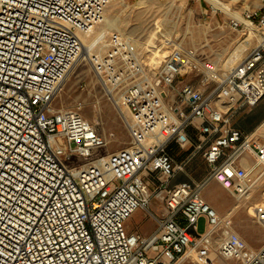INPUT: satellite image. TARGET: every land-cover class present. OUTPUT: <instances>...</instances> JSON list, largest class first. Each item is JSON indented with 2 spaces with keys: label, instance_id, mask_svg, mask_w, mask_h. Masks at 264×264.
I'll return each instance as SVG.
<instances>
[{
  "label": "built area",
  "instance_id": "built-area-1",
  "mask_svg": "<svg viewBox=\"0 0 264 264\" xmlns=\"http://www.w3.org/2000/svg\"><path fill=\"white\" fill-rule=\"evenodd\" d=\"M109 3L0 0V264H178L191 246L212 264L217 237L224 264H264V245L250 246L203 193L215 178L248 198L264 178V138L232 120L264 97V0L230 19L258 33L230 67L178 40L156 64L132 35L102 33L89 61L131 135L104 152L106 136L82 103L53 100ZM172 143L190 147V158L202 154L207 177L171 184L184 168ZM137 208L157 219L148 234L126 227ZM254 214L264 225L263 203Z\"/></svg>",
  "mask_w": 264,
  "mask_h": 264
},
{
  "label": "rangeland",
  "instance_id": "rangeland-1",
  "mask_svg": "<svg viewBox=\"0 0 264 264\" xmlns=\"http://www.w3.org/2000/svg\"><path fill=\"white\" fill-rule=\"evenodd\" d=\"M260 3L261 0H110L105 13L119 22L108 28V31L116 29L132 35L138 45L148 51V56L154 58L156 64L165 60L172 44L171 40H178L187 45H199L215 65L230 67L246 53V48L256 43L253 40L255 30L250 29V33H243L230 25V19L239 13L242 15L246 10L259 7ZM104 26L103 21L93 29V36L90 38L99 34ZM246 35L248 37L245 39H249L250 43L241 52L238 49L245 41L243 38ZM100 47L101 45H95L94 49ZM79 58L71 67L67 79L53 100V105L71 108L81 102L82 114L106 136L107 143L102 151L111 152L126 147L130 143L131 135L117 104L100 83L89 59L83 56ZM232 120L236 126L254 131L256 135L264 138V97L255 104L241 105L232 114ZM175 151L179 161L188 153L183 146L176 147ZM191 158L198 161L188 172V178H206L209 165L203 155L198 153ZM212 180L216 182H211ZM154 181L157 183V179H152V187L156 184ZM203 193L220 214H229L230 227L244 237L250 246L252 245L244 233L252 229L253 223L257 224L264 234V225L257 220L253 211L254 206L264 204V178L260 179L248 198L237 197L215 178L207 181ZM207 196L217 200L220 208L232 204L236 205V210L223 213ZM157 204L158 200L153 199L151 207ZM152 223L153 219L142 208L133 214V224L138 228L149 227ZM206 227L205 217H201L198 229L202 231ZM218 243L219 237L214 239L212 245V252L218 258L214 264H224V259L217 254ZM199 263L197 251L191 246L178 264Z\"/></svg>",
  "mask_w": 264,
  "mask_h": 264
},
{
  "label": "crops",
  "instance_id": "crops-1",
  "mask_svg": "<svg viewBox=\"0 0 264 264\" xmlns=\"http://www.w3.org/2000/svg\"><path fill=\"white\" fill-rule=\"evenodd\" d=\"M180 145L177 144V143H172L171 147H170V150L173 154V156L176 158V151H175V148L176 147H179ZM185 148L186 150H188V153H187V156L182 159V160H177V162H183L184 163V168L183 169H180L176 172V174L171 178V184H175L177 182H180L182 180H186V179H190L188 178V172L193 168L194 164L196 161L198 160H192V158L189 157V153H190V150L191 148L190 147H183ZM199 158V157H197ZM185 172V173H184ZM192 179V178H191ZM211 182H216L214 180H212ZM209 200L211 202H213L216 206H218L219 210L223 213H226L228 211H230V213L234 212L236 210V205H232V204H229V206L227 207H224V208H220L219 205L217 204V200H215L213 197H208ZM212 204V203H211ZM156 206H158V208H156ZM255 207V206H254ZM153 210H155L158 214H161V208L159 207V204L155 205L154 207H151ZM139 208H137L134 213L138 210ZM143 209V208H142ZM145 213L151 217L154 221V223H152L151 226L149 227H145V228H138L137 226H135L133 224V214L127 219L126 221V227L129 231H140L142 233H145V234H148L150 233L155 227H156V224H157V219L155 216L151 215L147 210H145ZM254 211V210H253ZM162 212H163V208H162ZM201 219V218H200ZM199 219V221H200ZM244 235L247 237V239L249 240V243L252 245V247L254 248H260L264 245V234L261 230V228L253 223L252 224V229H250L247 233H244Z\"/></svg>",
  "mask_w": 264,
  "mask_h": 264
},
{
  "label": "bare ground",
  "instance_id": "bare-ground-1",
  "mask_svg": "<svg viewBox=\"0 0 264 264\" xmlns=\"http://www.w3.org/2000/svg\"><path fill=\"white\" fill-rule=\"evenodd\" d=\"M111 16V15H110ZM108 14L105 13V17H104V23H105V26L101 29V31L99 32V34H97L96 36H94L92 39L90 38L91 36H93V33L92 31L91 32H87L85 34L82 35V40H83V48H82V52L80 54V57L83 56V58H88L89 59V53L93 51L95 45L97 44V41H100L99 39L101 38L102 36V33H107L108 31V28H112L114 26L112 25H116V24H119L118 22V19H114L112 17H110ZM235 17L237 18H241V14H237V15H234ZM118 28V27H117ZM251 30H255L253 29V26L250 28ZM256 31V30H255ZM256 35H258L257 32H255ZM251 39V38H250ZM250 43V40L249 39H245L244 42H242L241 46L239 47L238 50H240L242 52V50L245 48V46L249 45ZM238 52V51H237ZM238 55V54H237ZM233 56V55H232ZM231 56V57H232ZM233 58V57H232ZM80 59V58H79ZM237 60V59H236ZM79 62V61H78ZM76 66V65H75ZM69 73V72H68ZM68 75V74H67ZM67 75L65 77V79H67ZM64 79V81H65ZM63 81V82H64ZM114 140V139H113ZM118 141V140H117ZM115 140V142H117ZM115 144V143H114ZM218 261V258L215 256L214 258V261H213V264ZM200 264V263H199ZM219 264V263H218Z\"/></svg>",
  "mask_w": 264,
  "mask_h": 264
}]
</instances>
